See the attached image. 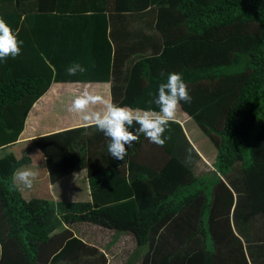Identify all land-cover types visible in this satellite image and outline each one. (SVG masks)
Wrapping results in <instances>:
<instances>
[{"label":"trees","instance_id":"trees-1","mask_svg":"<svg viewBox=\"0 0 264 264\" xmlns=\"http://www.w3.org/2000/svg\"><path fill=\"white\" fill-rule=\"evenodd\" d=\"M114 1L101 0L98 6L88 0H0V18L14 30L20 25L16 31L25 54L17 58L44 59L48 54L42 52V26L58 28L78 14L146 16L151 11H144L155 9L156 30L164 43L153 45L140 63L132 62L126 87L123 82L112 83L111 101L147 109L167 74L182 73L192 100L181 102L179 108L216 150L210 172L214 180L195 175L191 167L195 152L177 122L170 123L164 135L171 138L163 147L141 134L124 161L107 159L108 140L94 126L36 137L17 151L22 153L18 158L4 152L18 140L31 103L47 90L51 79L63 76L51 77V70L58 68L43 60L33 58L24 68L22 61L9 60L0 69V155L10 161L0 164V264H83L81 251L92 249L65 228L76 223L129 234L137 252L145 249L141 264H237L239 256L247 264L232 230L243 229L246 237L252 213L264 212L251 205L254 189L264 188V0ZM22 18L33 21L29 29ZM113 19L112 14L109 27ZM172 29L181 32L169 42L167 33ZM137 39L130 35L123 51ZM100 140L106 154L103 147H96ZM28 149L43 155L51 183L86 170L93 201L25 200L17 186L12 187V175L23 165H34L30 154H24ZM126 162L129 178L117 177L119 172L112 170ZM113 186L129 188L130 198L114 192ZM241 198L244 215L238 226ZM57 230L62 231L53 237ZM105 263L104 259L98 264ZM88 264H96V259L90 256Z\"/></svg>","mask_w":264,"mask_h":264},{"label":"crops","instance_id":"crops-1","mask_svg":"<svg viewBox=\"0 0 264 264\" xmlns=\"http://www.w3.org/2000/svg\"><path fill=\"white\" fill-rule=\"evenodd\" d=\"M77 1L82 3L83 1L87 0ZM88 1L98 4L99 6L101 0ZM116 1L117 0H115L113 4H115ZM113 4L112 6L107 5L106 8L111 9L113 7ZM149 10L151 11V14H148L146 16H136L129 15L128 13L118 12L114 14L113 12L108 11L105 12L107 22L108 18L111 17L112 14L114 15L113 23L110 27L111 38L107 37V39L116 46V60L113 66L109 65V75L100 74L99 72L96 73V71L107 67V63H102L97 66L96 58L94 56H90L87 49H84L81 54L79 53L78 56L80 59H85L87 63H89V66L86 69L89 70L90 76L86 77L83 74H77L74 76L68 75L66 72L68 66H66L62 60H59L58 66H56L52 62L51 58L52 56H54V52H56V49L53 45L51 47L50 54H48L46 58L43 59V61L51 68H58L57 72L51 70V77H55L62 73V79H51L50 84H48L47 90L31 103L30 107L25 112L24 126L20 136L18 137V140L4 152H11V154H13L15 158H18L22 154L17 152L19 150H22V148L20 147L27 144L36 137L47 136L78 127H85V122L77 117L79 116L78 114L70 113L67 110L75 96L78 95L83 89L87 88L89 91L95 94L101 93L103 89H105L109 92L110 95L112 83L123 82L126 87L127 80H131V76L129 75V73L131 72L130 70H132L133 67L132 62L140 63L141 56L149 54L153 45L162 47V44L164 43L162 41L161 35L156 30L157 14L155 12V9L150 8L144 12L146 13ZM78 16L80 15L78 14L70 16L66 20L60 22L58 28L69 23L70 21L73 22L75 18L76 20H79ZM131 16L135 17L131 19ZM79 26L80 22L78 21V24H76L74 27L78 28ZM180 32L181 31L176 29L169 30L167 33V36L170 39L169 42H174V39L179 36ZM92 35L94 36L93 38H91L92 44L102 42V37L98 36L97 32L93 31ZM130 35L135 36L136 38L138 37V39L135 42V45H133L130 49L126 48L127 50L123 51L126 42L125 40L129 38ZM62 41L63 40L60 38L59 43H62ZM188 47H190V45ZM122 57L125 58V61L123 62L121 61ZM31 59L32 57H24V55H22V58L8 57L6 61H0V66L6 67L8 65V61L12 60V62L14 63L22 61V68H24V63L28 64ZM10 64H12L15 71L20 70V68H18L15 64ZM105 81H107V85H103ZM75 87L76 90L73 91ZM107 98L109 99V97ZM111 99L112 96L110 95V101ZM179 115H182L183 119H181ZM43 116L54 118L53 121H55V124H53V122L49 123L50 121H44L43 119H41ZM185 116L187 117V115L184 114L180 110V108H178L175 122L180 124L184 135L193 150V153L195 152V157H193L191 161V167L195 175L197 177H201L202 168L200 166V163H202L203 168L209 169L208 163L210 164L212 162V154L208 152V154L205 155V149H200L197 146L195 147V142L192 139H189L187 129L185 130L183 126V123H185ZM188 123L189 118L186 124ZM50 125H54V127H51ZM24 132L29 133L24 134ZM189 135H191L190 132ZM100 141L101 142L98 141L97 143V149L103 147V151L106 150L104 142L102 140ZM27 151L28 152H25L24 154L29 153L30 161L35 163L34 165L33 163H28L26 165H23L22 167L29 166L34 171H36L38 175L31 189H25L21 184H19V182H17V188L21 191L22 197L25 200L28 201L30 199H45L53 202H69L71 200L72 202L93 201L89 196L87 175L85 176L84 174V171L86 170H81L76 173L66 175L55 183H51L48 170L46 169L45 165H43L45 164L43 155L37 149H28ZM106 157L111 162H113V158L110 154L106 155ZM210 167V169H212L211 165ZM104 170H110V167L106 166ZM147 170L148 169H146V171ZM115 171L119 172L116 174L117 177L122 178L123 176H125V178H129L130 176V169L127 162L123 166L112 170V172ZM134 171L136 173H140L142 170L134 169ZM150 172H153V170ZM85 190H87L86 197L82 198ZM117 190L122 192L121 194L127 195L129 196L128 198H130L131 192L129 188L125 186L123 188H117L113 186V191L115 192ZM103 193L107 192L105 191ZM252 198L253 199L251 201V205L253 208L256 206L264 208V188H255L252 193ZM102 203L105 204V206L108 205L107 202ZM238 208L239 213L237 214V225L239 226L244 215V200L239 203ZM76 224L78 225V231L81 235L80 237H77L74 234L73 229L75 228V226L73 225L75 224L65 228L72 232L73 238L81 240L85 245H88V247L92 249H83L81 251L80 255L83 264H88L90 256H93L96 259V264L100 263L104 259L106 261L105 264H141V260L145 254V249L142 248L139 252H137L135 242L132 236H130L129 234L115 233L113 231H108L87 223ZM61 231L62 230L55 231V233H53V237L57 236ZM232 231L233 235L241 242V246H239L236 241L235 244L237 248L241 247V251L247 264H264V212H261L259 214L252 213V215L250 216V232L248 231L246 237L243 233V229H233ZM123 235H128L132 239L133 244L127 247L123 244L122 246H119L118 249L117 245L114 243V240H116V238L123 239ZM119 253L120 259L118 257ZM235 262L237 264H242L243 257L239 256Z\"/></svg>","mask_w":264,"mask_h":264},{"label":"clouds","instance_id":"clouds-1","mask_svg":"<svg viewBox=\"0 0 264 264\" xmlns=\"http://www.w3.org/2000/svg\"><path fill=\"white\" fill-rule=\"evenodd\" d=\"M22 45L23 41L18 39V33L0 18V61L19 56ZM86 71L79 63H73L66 69L70 76ZM191 100L189 85L182 73L171 72L167 74L165 82L158 85L156 94L147 102L150 105L147 109L122 106L85 88L75 96L67 110L78 114L85 122V127L94 126L103 133L108 140L107 150L111 157L124 161L128 149L139 141L141 134L151 143L163 147L171 138L164 134L170 130V123L175 122L181 102L191 103ZM95 105L103 107L93 109L92 106ZM151 105H155V108ZM37 175L29 166L16 169L12 175V187L15 189L19 182L25 189H31Z\"/></svg>","mask_w":264,"mask_h":264},{"label":"rangeland","instance_id":"rangeland-1","mask_svg":"<svg viewBox=\"0 0 264 264\" xmlns=\"http://www.w3.org/2000/svg\"><path fill=\"white\" fill-rule=\"evenodd\" d=\"M63 19H66L67 17H62ZM79 20H75L73 22H69L63 26H61L60 28H56L54 26H42L39 28V30H43V35L41 36V43L43 46V53L44 54H50L51 51V47L54 45L56 52H54V56H52L51 60L52 62L58 66V62L59 60H62L66 66H70L73 63H79L81 64L84 68H87L89 66V63H87V61L85 59H80L79 58V53L81 54L82 51L84 49L88 50V54L90 56H94L97 60V66L102 64V63H107V67L100 69L99 71H96V73H100V74H104V75H109V69L110 66L114 65L115 62V52H116V46L110 42L108 38H111V31H110V27L107 24L106 21V16L105 15H101L98 14L96 16L93 15H80L78 16ZM22 20L24 21V23L27 25L26 29H29L28 24L31 23V25L33 24V21L31 19H24L22 18ZM78 21L80 22V26L78 28L74 27L76 24H78ZM51 22H55L54 20H51ZM20 27V25L18 26V28L16 30H18ZM44 28V29H43ZM13 29L14 32H18ZM97 32L98 36L102 37V42H98L95 44H92L91 42V38H93L94 36L92 35V33ZM22 34V33H21ZM204 35L207 34V32H203ZM60 38L63 40L62 43L60 41ZM55 51V50H54ZM28 52H32V51H28ZM21 53H24L21 51ZM25 54V53H24ZM36 60H43L42 57H33ZM33 60L34 62V59ZM39 62V61H38ZM110 65V66H109ZM1 69V66H0ZM89 70H87L85 73H83V75H85L86 77L90 76L89 75ZM103 85H107V81H105L103 83ZM76 90V87L73 89V91ZM98 95H101L104 99L109 97V99L107 98L106 100H110V95L112 96V85H111V92L109 95V92L105 89H103V91L101 93H97ZM73 101V100H72ZM93 109H100L103 106L102 105H95L92 106ZM78 118H80L79 116H77ZM179 117L181 119H183L182 115H179ZM41 119H43L44 121H50L49 123L55 124L54 118L49 117V116H43ZM188 121V118L185 116V123H183L184 129H187V133H188V137L189 139L193 140L195 142V147H199L200 149H205V155L208 154V152H210L212 154L211 157V163H208L209 169H205L203 168L202 163H200V166L202 168L201 170V176H211L210 174L211 170H214V165H215V156H216V150L213 147V145L210 143V141L201 133V131L197 128V126L195 125V123L189 119V123L186 124V122ZM51 127H54V125H50ZM191 135H189V132ZM29 132H24V134H27ZM26 144L21 146L20 148H23V150L25 149ZM22 150V151H23ZM28 151H26L27 153ZM103 154H106V150L103 151ZM17 158V157H16ZM9 160L5 157H2L0 155V164L1 165H6L9 164ZM210 165L213 167L212 169H210ZM106 168V166L104 165V169ZM137 169V168H135ZM237 170L240 171L241 170V165L238 164ZM141 173H144L141 171ZM85 176L86 171H84ZM145 174V173H144ZM210 178V177H209ZM212 180H214V178L212 177ZM87 184V182H86ZM87 194V190H85L83 197H86ZM235 200L236 197L234 196ZM243 199L241 198L239 203L242 201ZM75 226L74 230V234L77 237H80V233H79V229H78V225L75 224L73 225ZM69 227V226H68ZM124 238L123 239H117L114 240V243L117 245L118 249L119 246H122L124 244V246H131L133 244L132 239L128 236V235H123ZM119 259H120V253L118 255ZM118 259V260H119Z\"/></svg>","mask_w":264,"mask_h":264}]
</instances>
